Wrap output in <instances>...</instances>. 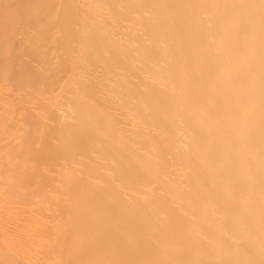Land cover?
Segmentation results:
<instances>
[{
	"label": "bare ground",
	"instance_id": "1",
	"mask_svg": "<svg viewBox=\"0 0 264 264\" xmlns=\"http://www.w3.org/2000/svg\"><path fill=\"white\" fill-rule=\"evenodd\" d=\"M0 264H264V0H0Z\"/></svg>",
	"mask_w": 264,
	"mask_h": 264
}]
</instances>
